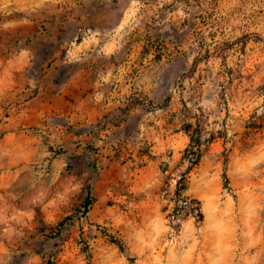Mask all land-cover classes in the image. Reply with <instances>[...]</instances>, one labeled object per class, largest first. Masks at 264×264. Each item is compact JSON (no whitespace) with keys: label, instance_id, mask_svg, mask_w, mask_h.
I'll return each mask as SVG.
<instances>
[{"label":"rangeland","instance_id":"374dc122","mask_svg":"<svg viewBox=\"0 0 264 264\" xmlns=\"http://www.w3.org/2000/svg\"><path fill=\"white\" fill-rule=\"evenodd\" d=\"M0 264H264V0H0Z\"/></svg>","mask_w":264,"mask_h":264},{"label":"trees","instance_id":"16d2710c","mask_svg":"<svg viewBox=\"0 0 264 264\" xmlns=\"http://www.w3.org/2000/svg\"><path fill=\"white\" fill-rule=\"evenodd\" d=\"M192 125H188L186 130L188 131V128H190ZM202 158V140L200 136L191 135V144L186 149L184 153V160L188 162V167L186 169V174L193 170L196 166H198L201 162ZM226 177V174H225ZM227 179V177H226ZM183 178H181L178 181L177 185V207L175 208V212L180 211V207L184 208V205H180V202H182V198H184V202L190 204L192 206L194 211L199 212V216L201 218H204V213L202 210V202L196 198H190V197H184L181 194L180 184L182 183ZM94 205V197H93V191H92V185L90 183L87 184V196L85 200L82 202L81 207L77 210V212L73 215H70L66 217L63 221H61L56 227L51 229V236H61V234L69 228L70 225L75 221L76 217L79 216H87L88 213L91 211L92 207ZM82 214V215H81ZM117 243L122 250H124V246L122 243H120L118 240L114 241Z\"/></svg>","mask_w":264,"mask_h":264}]
</instances>
